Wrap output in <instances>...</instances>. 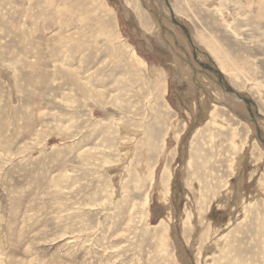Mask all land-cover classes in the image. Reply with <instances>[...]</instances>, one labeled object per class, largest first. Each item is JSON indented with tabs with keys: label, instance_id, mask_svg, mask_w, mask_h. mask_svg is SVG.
I'll return each instance as SVG.
<instances>
[{
	"label": "rangeland",
	"instance_id": "rangeland-1",
	"mask_svg": "<svg viewBox=\"0 0 264 264\" xmlns=\"http://www.w3.org/2000/svg\"><path fill=\"white\" fill-rule=\"evenodd\" d=\"M263 141L264 0H0V264H264Z\"/></svg>",
	"mask_w": 264,
	"mask_h": 264
},
{
	"label": "water",
	"instance_id": "water-1",
	"mask_svg": "<svg viewBox=\"0 0 264 264\" xmlns=\"http://www.w3.org/2000/svg\"><path fill=\"white\" fill-rule=\"evenodd\" d=\"M166 4L168 5V2H167V1H166ZM168 6H169V5H168ZM210 70L213 71V72H215V73L218 75V77L220 78V80L223 79V78H222V74H221V72H220L219 69H213L212 67H210ZM223 81H226V80H223ZM227 88H228L231 92L237 94V96H238L240 99L244 100L245 102H248L247 99L243 98V96H242L241 94H238V92H236L234 89L230 88L228 85H227ZM258 136L260 137V134H259V133H258ZM263 142H264V141H263Z\"/></svg>",
	"mask_w": 264,
	"mask_h": 264
},
{
	"label": "bare ground",
	"instance_id": "bare-ground-1",
	"mask_svg": "<svg viewBox=\"0 0 264 264\" xmlns=\"http://www.w3.org/2000/svg\"><path fill=\"white\" fill-rule=\"evenodd\" d=\"M133 57H136V56H133ZM137 60V59H136ZM222 74V73H221ZM222 78H223V75H222ZM167 180V179H166ZM162 181V180H161ZM161 183H163V182H161ZM165 188H166V186H165ZM166 192H167V189H166ZM170 216V215H169Z\"/></svg>",
	"mask_w": 264,
	"mask_h": 264
},
{
	"label": "flooded vegetation",
	"instance_id": "flooded-vegetation-1",
	"mask_svg": "<svg viewBox=\"0 0 264 264\" xmlns=\"http://www.w3.org/2000/svg\"><path fill=\"white\" fill-rule=\"evenodd\" d=\"M204 66L207 67V65H204ZM247 108L250 110L249 106Z\"/></svg>",
	"mask_w": 264,
	"mask_h": 264
}]
</instances>
